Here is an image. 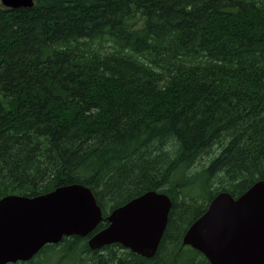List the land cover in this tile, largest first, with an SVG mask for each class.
Instances as JSON below:
<instances>
[{
    "label": "trees",
    "instance_id": "obj_1",
    "mask_svg": "<svg viewBox=\"0 0 264 264\" xmlns=\"http://www.w3.org/2000/svg\"><path fill=\"white\" fill-rule=\"evenodd\" d=\"M259 180L264 0L0 7V199L80 184L103 218L87 237H64L33 258L209 264L183 235L216 195L236 198ZM147 191L171 201L154 257L118 244L90 250L110 213Z\"/></svg>",
    "mask_w": 264,
    "mask_h": 264
},
{
    "label": "water",
    "instance_id": "obj_2",
    "mask_svg": "<svg viewBox=\"0 0 264 264\" xmlns=\"http://www.w3.org/2000/svg\"><path fill=\"white\" fill-rule=\"evenodd\" d=\"M34 0H1L11 10L31 8ZM171 201L147 191L113 210L107 226L91 235L90 250L118 244L140 257L157 252ZM103 220L92 192L80 184L56 188L33 198L0 199V264L30 261L45 246L64 237H87ZM182 245L201 253L209 264H264V180L233 198L221 192L187 229Z\"/></svg>",
    "mask_w": 264,
    "mask_h": 264
},
{
    "label": "rangeland",
    "instance_id": "obj_3",
    "mask_svg": "<svg viewBox=\"0 0 264 264\" xmlns=\"http://www.w3.org/2000/svg\"><path fill=\"white\" fill-rule=\"evenodd\" d=\"M0 7H2L1 6V0H0ZM33 260H34L33 264H41L44 261H45L44 264H54V258L52 256H49L47 261H46V257L44 255L40 256V257L37 256V257L33 258ZM17 264H20V263H17ZM64 264H68V263L65 262Z\"/></svg>",
    "mask_w": 264,
    "mask_h": 264
},
{
    "label": "flooded vegetation",
    "instance_id": "obj_4",
    "mask_svg": "<svg viewBox=\"0 0 264 264\" xmlns=\"http://www.w3.org/2000/svg\"><path fill=\"white\" fill-rule=\"evenodd\" d=\"M39 252H40V251H39ZM39 252H38V254H39ZM38 254H37V255H38ZM35 256H36V255H35ZM26 263H27V262H26ZM15 264H17V263H15Z\"/></svg>",
    "mask_w": 264,
    "mask_h": 264
}]
</instances>
